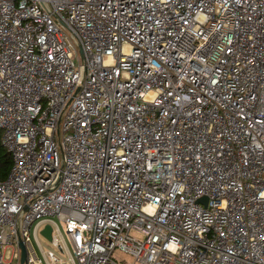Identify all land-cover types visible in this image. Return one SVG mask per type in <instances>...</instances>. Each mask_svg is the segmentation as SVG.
<instances>
[{
	"label": "built area",
	"instance_id": "1",
	"mask_svg": "<svg viewBox=\"0 0 264 264\" xmlns=\"http://www.w3.org/2000/svg\"><path fill=\"white\" fill-rule=\"evenodd\" d=\"M0 129V264H264V0H0Z\"/></svg>",
	"mask_w": 264,
	"mask_h": 264
},
{
	"label": "rangeland",
	"instance_id": "2",
	"mask_svg": "<svg viewBox=\"0 0 264 264\" xmlns=\"http://www.w3.org/2000/svg\"><path fill=\"white\" fill-rule=\"evenodd\" d=\"M50 219L55 220L57 222L58 227L60 228L62 234L64 235V237L67 240L68 245L70 246V242L67 239V236H66V233H65L64 221L60 220L56 216H51ZM38 240H39V243H40V245L42 246L43 249H50V250H52L54 252V254L57 257L61 258V260H69L70 261L69 255L67 254V252L66 251H61L56 245H54L51 242V240L48 237L43 235L41 232H38ZM113 257H115L119 261H126L127 263L132 261V257H131L130 254H128L127 252L122 251V250H120L118 248L114 249ZM70 263H71V261H70Z\"/></svg>",
	"mask_w": 264,
	"mask_h": 264
},
{
	"label": "trees",
	"instance_id": "3",
	"mask_svg": "<svg viewBox=\"0 0 264 264\" xmlns=\"http://www.w3.org/2000/svg\"><path fill=\"white\" fill-rule=\"evenodd\" d=\"M12 163L10 152L1 142V129H0V181L5 179Z\"/></svg>",
	"mask_w": 264,
	"mask_h": 264
},
{
	"label": "water",
	"instance_id": "4",
	"mask_svg": "<svg viewBox=\"0 0 264 264\" xmlns=\"http://www.w3.org/2000/svg\"><path fill=\"white\" fill-rule=\"evenodd\" d=\"M51 228H52L51 225L49 223H46L40 232L50 239L51 238ZM19 245L21 248V262H22L25 258L26 250H25V245L22 240L19 241Z\"/></svg>",
	"mask_w": 264,
	"mask_h": 264
}]
</instances>
